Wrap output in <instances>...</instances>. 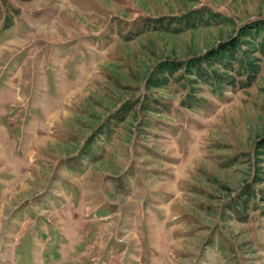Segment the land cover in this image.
<instances>
[{"label": "rangeland", "instance_id": "obj_1", "mask_svg": "<svg viewBox=\"0 0 264 264\" xmlns=\"http://www.w3.org/2000/svg\"><path fill=\"white\" fill-rule=\"evenodd\" d=\"M0 264H264V0H0Z\"/></svg>", "mask_w": 264, "mask_h": 264}, {"label": "trees", "instance_id": "obj_2", "mask_svg": "<svg viewBox=\"0 0 264 264\" xmlns=\"http://www.w3.org/2000/svg\"><path fill=\"white\" fill-rule=\"evenodd\" d=\"M249 29H250L249 27H247V28H246V30H247V31H250ZM243 32L245 33V31H244V30H243ZM221 47H222V46H221Z\"/></svg>", "mask_w": 264, "mask_h": 264}]
</instances>
